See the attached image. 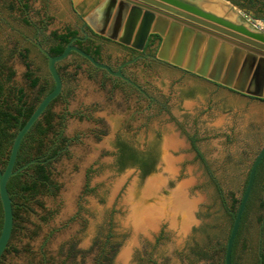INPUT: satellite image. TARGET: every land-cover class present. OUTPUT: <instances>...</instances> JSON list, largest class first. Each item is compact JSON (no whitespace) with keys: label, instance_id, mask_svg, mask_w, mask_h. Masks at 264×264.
Here are the masks:
<instances>
[{"label":"rangeland","instance_id":"374dc122","mask_svg":"<svg viewBox=\"0 0 264 264\" xmlns=\"http://www.w3.org/2000/svg\"><path fill=\"white\" fill-rule=\"evenodd\" d=\"M12 1L0 0V54L14 73L11 84L24 88L31 107L50 82L45 63L32 48L26 46L24 59L14 54L23 45L19 32L28 34L29 29L16 8H7ZM27 1L32 20L39 10L48 15L47 30L73 27L68 0ZM89 5H84V13ZM101 57L115 65V58L123 54L104 47ZM28 71L40 79L37 87L28 84ZM58 71L63 94L47 113L51 128L44 139L47 146L58 133L70 140L48 163L57 188L41 191L16 211L0 264H121L116 259L123 248L129 254L124 264H223L222 249L232 223L207 169L228 206L240 200L250 163L264 143V105L160 65L137 63L134 70L127 69L154 104L73 56L62 61ZM190 137L205 164L197 158ZM164 139L173 144L162 153ZM118 140L137 155L150 152L152 164L146 174L137 164L117 165ZM160 157H166V165ZM158 175L166 179L158 196L166 197L181 185L187 189L186 198L197 201L194 223L185 236L177 223L171 232L163 223L154 234H134L127 220L122 204L126 194L131 192L134 205L153 204L158 199L143 186L147 181L159 184ZM140 194L149 196L139 201ZM259 197L264 200V184ZM263 217L264 207L256 200L237 240L235 264H254ZM203 250L204 259L198 256Z\"/></svg>","mask_w":264,"mask_h":264},{"label":"water","instance_id":"95a60500","mask_svg":"<svg viewBox=\"0 0 264 264\" xmlns=\"http://www.w3.org/2000/svg\"><path fill=\"white\" fill-rule=\"evenodd\" d=\"M78 1L73 0V5H76ZM122 1L125 3L122 10H120L119 3L115 6L113 3L108 4V1H105L92 11L93 16L97 17V21L102 28L100 30L93 29L96 33L104 34L110 39L130 46L137 51H142L148 36L155 34L162 39L160 47L154 56L155 59L168 62L175 67L232 88L237 92L257 97L262 96L260 91L258 93H250L248 90H245V86L251 72L255 73V71H259V90L262 88L264 59H259L261 63L258 65H255L254 60L245 64L239 86H236L233 82L239 76L238 72L241 66H243V64L241 65L240 57L236 56L227 75V80L221 79L230 48L223 44L217 48L218 39L226 41L225 37H229L264 51V30L247 19L236 7L222 0L226 3L227 11L234 15L233 19H228L226 16L218 15L210 10L206 6L205 0H140L170 14L147 7L144 8L146 11H141V9L134 6L133 1ZM155 13L157 16H155ZM116 16L117 21L113 31L114 35L108 36L104 30L107 25L110 28L114 24ZM37 46L47 58L46 66L53 82V88L41 98L29 117L18 129L10 146L6 163L3 168L0 167V203L2 208L0 260L9 245L14 224L13 201L7 190V182L12 176L21 172L32 162L30 161L21 167L15 168V160L21 141L33 124L40 119L49 104L61 94L62 81L56 65L67 59L70 52H75L93 67L104 70L111 76L119 77L139 89L134 82L121 73L120 69L116 71L111 70L109 66L95 60L90 54L76 46L67 44L60 54L53 56L47 54L39 45ZM261 56L264 55L262 54ZM162 153H164L163 146ZM263 157L264 143L259 147L250 163L246 183L225 242L223 264H231L233 244L239 230L241 217L252 190L256 169ZM160 161L166 165V157H160ZM158 179L159 184L155 183V185H152L154 183L151 184V181L144 183L143 188H150L152 196L158 200L153 204H145L140 207L142 208L141 210L150 208V213L143 220L148 223L146 228L141 229L129 222L132 225L134 234L138 230H144L140 231L143 232V235H146V231L154 234L156 229L163 223L167 224L168 231L171 232L170 230H173L177 223L181 230L180 235L185 236L194 223V212L197 208V201L188 200L186 198L187 189L181 185L176 186L175 190L170 191L166 197L158 196L161 192L162 184L166 183V179H162L161 175H158ZM128 196L127 193L122 200V204L127 207V213L129 214L134 203L132 202V197L129 199ZM147 198V195L140 194L138 200L143 201L147 200ZM179 198L180 201H177ZM126 250L127 248L121 250L116 262L124 264L128 258L123 257Z\"/></svg>","mask_w":264,"mask_h":264},{"label":"flooded vegetation","instance_id":"af4514ba","mask_svg":"<svg viewBox=\"0 0 264 264\" xmlns=\"http://www.w3.org/2000/svg\"><path fill=\"white\" fill-rule=\"evenodd\" d=\"M108 1V4L113 3L115 6L119 3L120 10L124 8V1L122 0H81L76 5H73V0H68V7L69 11L74 17L73 21V27L67 26L65 27L62 32H59L57 29H46V22L48 21L49 17L46 13L42 14L40 13V10L37 12L38 18L32 20L28 16V10H29V2L27 0H13L9 4H7L8 9H17V11L20 13V20L22 23L29 29V33H20L18 34V37L22 40L21 45L22 47L17 48L14 50L15 56L18 58L24 59L25 54L28 50L26 46L29 48H32L37 57L45 63L46 71H47V77L49 79V85L45 88V90L42 93L48 92L53 87V82L51 77L49 76L48 70H47V58L46 56L40 51L37 45H39L44 51L47 52V54L53 56L52 52L53 49H55L59 44L63 45V49L67 44L73 45L78 47L79 49L83 50L84 52L90 54L95 60L102 62L109 66L111 70L116 71L120 69L121 73L128 78L130 81L134 82L138 87L132 86L131 84L127 83L126 81L120 79L119 77H114L109 74H107L104 70L98 69L90 65L83 57L78 55L75 52H70L69 56H73L76 58V60L85 62L89 67L93 68L94 70H97L101 72V74L110 79L114 84H117L120 87L126 88L130 91H133L137 94L138 97L145 98L148 100L149 103L154 104L156 100L151 97L146 90L135 81V78L133 76V72H128L127 69L132 68L134 70V67L137 63H142L144 67H150L151 65H160L165 68L173 69L179 71L183 75L191 76L193 78L205 81L209 84H212L215 87H220L228 92H231L233 94H237L240 96H243L245 98H248L250 100H254L258 102L259 104L264 105V79L262 82V88L259 90V71H255V73L251 72L247 84L245 86V90H248L250 93H258L259 91L262 93V96L257 97L251 94L247 93H240L232 88L225 87L219 83L212 82L206 78L199 77L198 75L194 73H190L182 68L175 67L168 62H164L158 59H155L154 56L156 55L162 39L155 35L150 34L148 36V39L144 45V48L142 51H137L134 48L121 44L120 42L116 40H112L109 37L105 36L104 34H98L93 29L100 30L101 25L98 23V19L96 16H89V14L101 3ZM134 2V6L141 9V11H146L144 8L147 7L149 9H154L157 11H161L164 13H168L164 10H161L159 8H156L150 4H147L145 2H142L140 0H130ZM228 2L231 6L236 7L240 12H246L250 14V16L259 21H264V0H225ZM86 3H90L89 10L84 13V5ZM131 6V5H130ZM170 14V13H168ZM155 16L157 14L155 13ZM87 20H86V19ZM114 20V24L111 25L110 28H108V25L105 28V33H107L108 36L114 35V27L116 25L117 16ZM100 22V21H99ZM59 35H64L67 38L66 42H62L61 39H59ZM226 41H222L218 39V47H220L221 44L229 46V53L226 61L225 70H223V74L221 75V79L224 81L227 80V75L230 71V68L233 64V62L236 59V56H239L241 59V66L238 75L235 78V85L239 86V81L242 78L243 74V68L244 65L248 62L254 60L255 65L260 64L261 61L259 59H264V51H261L259 49H256L246 43L240 42L238 40L225 37ZM104 47H111L114 49L119 50L123 57L120 59L118 57L115 58V65L111 64L109 61H104V59L101 57V52ZM225 47V46H224ZM7 57L9 55V51H7ZM68 56V57H69ZM6 56H1L0 54V101L1 100H9L12 94V91H15V95H18V91L21 90V94L23 95L22 101H25V90L22 87H18L16 85L11 84V80L14 76V73L9 65L6 64L5 61ZM61 63V62H60ZM58 63L56 65V68L58 70ZM59 72V71H58ZM30 75V79H36V84L33 87H37L38 83L40 81L39 78L34 77L31 72H26V75ZM60 75V74H59ZM61 77V75H60ZM237 79V81H236ZM28 81V84L30 85V81ZM62 81V77H61ZM63 94V81H62V91L61 94L56 98L54 101H52L49 106L46 108L45 111H49L51 105L57 101ZM149 106V105H148ZM46 113V112H45ZM60 136L63 139L62 145H58L57 148L56 144H53L49 146L48 148L43 150V155L41 157L42 164L47 165L49 163V160L57 157L60 153L64 152L66 150V147L69 143V139L65 138L61 133ZM53 152V154L49 157V155ZM48 170V167H47ZM49 172V171H48ZM264 217L261 220L259 235H258V241L257 246L255 249V256H254V264H264ZM45 264V261L42 263Z\"/></svg>","mask_w":264,"mask_h":264},{"label":"trees","instance_id":"16d2710c","mask_svg":"<svg viewBox=\"0 0 264 264\" xmlns=\"http://www.w3.org/2000/svg\"><path fill=\"white\" fill-rule=\"evenodd\" d=\"M10 8V7H8ZM59 39L62 42H66L67 38L64 35H59ZM63 45L59 44L55 49H53L52 55H58L62 52ZM27 80L30 81V86L33 87L36 84V79H30V75H26ZM53 88V87H52ZM48 90L50 92L52 90ZM15 91H12L11 97L9 100H1L0 101V167L3 168L9 153L10 146L12 144L13 138L18 131V129L23 125L26 119L29 117L35 106H27L26 101H22L23 95L21 94V90L18 91V95H15ZM46 93H42L38 102L41 98L46 95ZM1 95V91H0ZM46 112V113H45ZM48 111H44L41 115L40 119H38L28 133L24 136L21 141V144L18 149L17 157L15 160V168L21 167L22 165L29 163L26 168H24L21 172H18L16 175L12 176L7 182V190L10 194V197L13 201V215H14V224L16 221V211L24 208L25 202L29 199L35 197L41 191H51L52 189H56L57 186L53 183L50 178V174L47 170L48 164H42L41 157L43 155V149L48 148L49 146L56 144L62 145L63 139L60 134H56V136L49 141L48 146L44 143V139L46 133L51 128V117L48 116ZM190 143L194 151L196 152L197 158L201 160L203 164H205L204 159L200 151L195 145V138L190 137ZM55 142V143H54ZM53 154V152L49 155V157ZM117 165L120 167H124L127 164H137L141 169L143 174L148 172L149 167L152 164V155L150 152L137 155L134 152V149L127 145L123 141H117ZM207 173L214 183L216 193L219 196L222 207L225 210V213L229 219L233 220L234 213L236 212L237 205L239 201H232L231 205H227L225 201V196L220 187L217 185V182L214 180L210 171L207 169ZM264 184V157L259 163L254 177V182L252 186V190L247 201L245 210L241 217V222L239 226V230L237 236L235 238L232 254H231V264L234 263V251L237 244V240L239 234L242 229L243 222L247 215V212L251 208V205L256 201H260V206L264 207V200H261L259 197L261 188ZM2 226V208L0 203V230ZM13 232V230H12ZM7 250V249H6ZM224 252V247H223ZM198 256L202 259L206 258V252L200 251L198 252Z\"/></svg>","mask_w":264,"mask_h":264},{"label":"bare ground","instance_id":"6f19581e","mask_svg":"<svg viewBox=\"0 0 264 264\" xmlns=\"http://www.w3.org/2000/svg\"><path fill=\"white\" fill-rule=\"evenodd\" d=\"M205 2H206V6H208L209 9L212 10L213 12H215L216 14L224 15L228 19L234 18V15L227 11L226 3H224L222 0H205ZM172 144H173L172 140L164 139L163 148L166 149L168 147H171ZM146 189L148 190L150 188H146ZM130 193L131 192H128L129 199L131 197ZM177 201H180V198L177 199ZM141 206L142 205H133L129 211V215L127 217V220H129L133 224V226L136 225L139 228L144 229V228H146L148 223L146 221H143V220L147 217V214L150 213L149 212L150 208L149 209L144 208V210H141L142 209V208H140ZM126 256H128V254L125 255V253H124V257H126Z\"/></svg>","mask_w":264,"mask_h":264},{"label":"crops","instance_id":"0c3cea01","mask_svg":"<svg viewBox=\"0 0 264 264\" xmlns=\"http://www.w3.org/2000/svg\"><path fill=\"white\" fill-rule=\"evenodd\" d=\"M240 13H242V12H240ZM247 19H249L252 23H254L255 25H259V23H264V21H259V20H255V19H253L251 16H250V14H248V13H242ZM259 27H261V26H259ZM262 29H264V27H261Z\"/></svg>","mask_w":264,"mask_h":264}]
</instances>
